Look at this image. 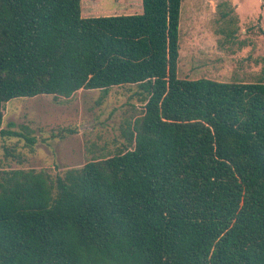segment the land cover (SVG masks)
I'll use <instances>...</instances> for the list:
<instances>
[{
  "label": "trees",
  "instance_id": "16d2710c",
  "mask_svg": "<svg viewBox=\"0 0 264 264\" xmlns=\"http://www.w3.org/2000/svg\"><path fill=\"white\" fill-rule=\"evenodd\" d=\"M180 3L0 0V136L35 142L2 127L17 97L134 86L140 104L113 154L0 167V264H264V79L177 77Z\"/></svg>",
  "mask_w": 264,
  "mask_h": 264
},
{
  "label": "rangeland",
  "instance_id": "374dc122",
  "mask_svg": "<svg viewBox=\"0 0 264 264\" xmlns=\"http://www.w3.org/2000/svg\"><path fill=\"white\" fill-rule=\"evenodd\" d=\"M80 6L83 17L142 10L141 0H80ZM178 43L179 78L264 79V0H181ZM134 90L112 87L105 94L79 90L57 100L51 95L9 100L2 127L30 132L35 142L0 136V167L32 168L54 178L115 153L126 144V123L140 113Z\"/></svg>",
  "mask_w": 264,
  "mask_h": 264
}]
</instances>
